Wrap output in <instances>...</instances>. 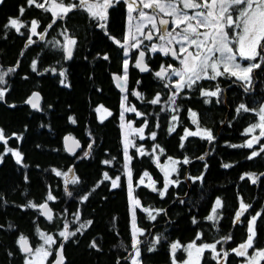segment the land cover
Returning <instances> with one entry per match:
<instances>
[{
  "label": "trees",
  "instance_id": "obj_1",
  "mask_svg": "<svg viewBox=\"0 0 264 264\" xmlns=\"http://www.w3.org/2000/svg\"><path fill=\"white\" fill-rule=\"evenodd\" d=\"M21 6L25 8L23 16L19 12ZM10 17H19L25 24L21 29L23 34L5 28ZM66 17V23L58 19L43 40L38 35L32 39L31 21H41L39 32H42L46 30V20L53 18L51 13L35 5L29 7L27 0L0 3V72L15 69L5 76L6 83L0 85L7 89L4 100L0 101V128L9 138L7 145L0 142V154L12 148L23 156L22 163L17 164L8 152L0 162V264H24L25 254L20 251L18 239L24 235L33 248L39 246L43 241L37 228L56 240L49 261H53L61 243L64 264H130V259L126 258L133 254L120 120L122 91L113 79L115 74L123 75L126 57L124 49L111 38L123 42L127 29L125 10L121 5L115 6L106 28L77 10ZM67 31L77 41L71 59L65 58L62 47L65 42L62 33ZM29 36L33 43H29ZM105 55L108 60L103 59ZM136 59L134 50L128 69L130 87L144 95L137 98L131 94L128 102L143 113L135 118L137 124L143 126L147 121L146 137L137 144H145L148 150L145 155L136 148L130 151L135 195L141 202L137 221L145 230L140 237L145 249L149 241L161 237L155 251H143L145 263L169 264L172 256L168 249L174 242L207 243L231 235V240L219 244L222 249H233L246 240L247 222L257 212L261 217L257 219L256 246L264 248V176L255 184L247 177L240 179L247 172L264 173V157L248 160L251 149L231 147L250 139L243 134L244 130L258 122L255 112L238 114L236 109L240 103L252 109L264 104V66L253 74L247 92L234 77H218L215 81L201 80L192 89L185 88L176 97V103L171 104L168 97L174 90L165 88V83L155 77L153 70L140 72L135 67ZM33 60L37 63L36 71L31 68ZM159 60L157 55L150 56L152 69L158 71L161 65L168 63L167 59L163 64ZM62 70H66L64 84L61 80L65 78L59 75ZM216 85L222 90L217 97L201 95V87L214 91ZM34 91H40L43 96L39 110L26 103ZM157 93L160 102L152 105L149 101ZM101 105L112 113L103 122L96 112ZM189 110L197 113L201 128L212 130L214 141L209 143L199 136L181 140L185 129L195 131L197 128L191 122ZM173 116L177 119L172 120ZM70 117L76 122L72 123ZM173 127L174 131H170ZM153 131L157 134L155 139L151 138ZM67 134L82 141L80 151L69 153L66 150L64 137ZM155 145H159L163 153L154 150ZM85 152L89 155L85 156ZM201 156L203 159H199ZM169 157L181 162L187 157L190 163L178 164V172L173 175L178 183L170 185L161 197L159 191L165 180L159 163ZM105 160L111 163L105 164ZM226 163L233 166L224 168ZM53 169L62 175L57 176ZM145 171L154 176L157 191H152L151 185L139 183ZM105 172L112 179L119 176L122 187L113 188L111 180H104ZM199 176L203 179H190ZM74 177L78 181L75 184L71 182ZM49 193L54 200H47ZM85 196L87 200L83 199ZM217 198L222 201L219 219L209 221L206 218L212 215ZM241 200L251 207L239 223H234ZM29 201L36 205L48 201L54 211L53 219L49 221L38 207H27ZM144 207L164 211L159 214L154 211L156 219L150 220L142 210ZM65 224L68 231H75L81 224L86 226L65 241L59 236ZM198 234L199 240L196 239ZM93 243L97 247H91ZM233 255H229L228 264H237L240 259ZM208 262L204 264H214Z\"/></svg>",
  "mask_w": 264,
  "mask_h": 264
},
{
  "label": "snow or ice",
  "instance_id": "obj_2",
  "mask_svg": "<svg viewBox=\"0 0 264 264\" xmlns=\"http://www.w3.org/2000/svg\"><path fill=\"white\" fill-rule=\"evenodd\" d=\"M114 2L119 3L120 0H76V2H74V0H43V2H38V0H27L29 7L35 5V7L41 8L46 12H51L53 16L52 24H55L57 19H63L74 10L83 9L93 19L105 22L100 24L101 28L107 27L108 9L114 6ZM0 3H3V0H0ZM124 3L127 5L128 12V35L124 37L123 42L114 37L111 38L115 44L124 49L123 54L125 57L129 56L130 48L139 49L145 40L152 42L155 38L159 43L153 42L150 45H146L145 48L147 51L152 53L159 52L164 56L170 55L173 59L179 61V68L171 64L167 66L161 65L160 69L154 73L155 77L161 80L172 81V77L178 78L171 84H164L165 88L172 87L175 89L172 95L168 97L171 104L176 103V97L180 95L185 88L192 89L201 80L215 81L218 77L226 76L229 79L234 77L236 81L241 82L245 86V91L247 92L251 87L255 70L262 69V66H264V0H124ZM145 9L150 10V12L145 11ZM19 12L20 16H23L25 8L21 6ZM134 12L137 13L135 17L133 16ZM52 24H49L48 27L51 28ZM38 25L39 22L37 20L31 21V35H37ZM24 27L25 24L19 17H10L8 23L5 25V28L15 29L17 33H21V29ZM133 28L135 30L134 32ZM62 35H64V33H62ZM139 37H142V39ZM28 39L29 43H33L31 36H29ZM65 41V44L62 46L65 58L71 59L77 41L67 35H65ZM56 43L59 44L60 42L57 41ZM145 56L146 51L141 50L135 61V67L141 72L150 71L145 63ZM103 59L108 60L109 57L105 55ZM31 68L33 71H36L37 63L35 60H33ZM128 69L129 60L125 59L122 65L123 75L113 76L117 87H119L122 92L127 90ZM14 71V68H9L5 72H0V85H4L6 83L5 76ZM52 71L55 72L56 70L52 69ZM59 75L65 78L61 80V83L64 84L66 80V70L60 71ZM139 83L140 82L137 81V84ZM6 91L7 89L0 88V101L4 100ZM221 91L219 85H216L214 91H209L202 87L200 88L201 95L205 97H217ZM131 94L137 98H142V93L133 91ZM40 99V94L38 92H33L31 97L26 100V103L31 105L32 108L39 110ZM125 101H127V96L122 99V111L120 112V120L122 122L121 128L127 130L124 132V168L127 170V189L131 204L133 206H140V200L133 196V177L132 171L129 169V162L132 158L128 156V150L129 147H135V145L128 137L131 133H138L139 138L143 140V133L147 126V121L144 122V126L139 128H134L131 122L127 124L123 123L125 120V112H134L137 116L143 115V113L138 112L135 107H126ZM159 102V93H157L155 98L149 101L152 105H156ZM207 102L206 100L205 103ZM102 111L107 113L108 116L112 115L103 105L96 108L97 113ZM236 112L238 114L241 112H255L258 117V122L250 124L244 130L243 134L250 136V139H247L241 145H231V147L251 149L250 154L247 156L248 160L264 157V142H262L264 141V104H261L258 109H252L245 103H240ZM189 113L192 124L197 125V128L195 131L185 129L184 136L181 140L183 141L188 137L199 136L201 139H206L209 143L214 141L215 136L212 130L199 126L197 113L191 110H189ZM69 119L72 120V123L76 122L74 118L70 117ZM176 119V116L172 117V120ZM101 122H103V118ZM257 130H259L258 134H254ZM170 131H174V127L170 128ZM13 135L15 136L16 134L14 133ZM156 135L155 131L151 132L152 139H155ZM8 139L9 138L5 136L4 130L0 128V142L7 145ZM68 141H72L76 147H79L78 141L71 136H67L65 137L66 148ZM88 147L91 148L92 145L89 144ZM181 147H183V143H181ZM155 149H159L161 153L164 151L159 145H155L154 150ZM68 150L73 151L71 148H68ZM137 151L141 155H145L141 149L137 148ZM8 152L12 153L17 164L22 163V153L12 148H6L5 152L0 154V162H2L4 156ZM84 155L88 156L89 153L85 152ZM168 159L169 164L161 166V170L164 172L165 176L163 190L159 191L161 197L165 195L170 185L178 183V181L169 179L171 173L178 172L176 166L180 163H190L187 157H185L182 162L171 157ZM199 159H203V156L199 157ZM104 163L110 164L111 161L105 160ZM232 166L233 165L227 163L223 165L224 168H230ZM53 171L56 172L57 176L62 175L61 172L55 169H53ZM260 176H264V173L258 175L255 172H247L244 173L240 179L243 180L247 177L255 184ZM144 177H148L151 181L149 173L145 171L140 178V184L144 183ZM190 179L202 180L203 177H190ZM104 180H111L113 188L122 187L119 176L112 179L108 173L105 172ZM71 182L75 184L78 181L74 177ZM151 186L152 191H157L154 181L151 182ZM69 195H71V193H69ZM54 199L55 197L49 193L47 200L51 201ZM83 199L87 200L88 197L85 196ZM27 207H38L43 210V215H45L49 221L53 219L47 203L36 205L32 201H29ZM221 207L222 201L220 198H217L212 208V215H209L206 219L209 221L218 220V210ZM250 207V204L241 200L239 210L235 214L234 223H239L241 217ZM142 210L148 214L150 220L156 219V215H153L154 211L157 214L164 211L163 209H151L149 207H144ZM260 217L261 213L257 212L248 220V235L246 240L239 244L238 247L231 250L236 256L243 258L242 264H260L261 261H264V248L256 246L257 219ZM193 222L195 223V221ZM91 223V220L87 222L88 225ZM85 226V224H81L75 231H68V225L65 224L64 230L59 232V236L67 241ZM36 231L40 233L43 243L35 248L29 245L26 236L20 235L18 239L20 251L25 254L24 264H45L48 257L53 255L52 245L56 244V240L52 235L41 232L39 228H37ZM144 233L145 230L136 224V212L134 207L132 213L131 243L133 254L126 258L131 259V264H142L140 259V246L143 242L139 237L143 236ZM160 239V236H156L154 240L149 241L147 251H155V246L160 242ZM196 239H200L199 234ZM231 239V235H227L216 240L214 243H201L199 245H197L194 240L187 246H182L179 242H174L171 244L173 254L172 264H177L175 253L180 248H183L187 253V259H185L182 264H201V259L205 251H211L212 259L217 260V264H219L218 258L221 256V253L217 251V244L221 243V241L227 242ZM90 246L93 248L97 247L95 243ZM250 249L252 250L251 254H249ZM63 251L64 245L61 243L56 249L55 259L51 264H64L65 257ZM9 255H11V253H9ZM228 256L229 253L225 251L223 253V258L227 260Z\"/></svg>",
  "mask_w": 264,
  "mask_h": 264
},
{
  "label": "rangeland",
  "instance_id": "obj_3",
  "mask_svg": "<svg viewBox=\"0 0 264 264\" xmlns=\"http://www.w3.org/2000/svg\"><path fill=\"white\" fill-rule=\"evenodd\" d=\"M145 11H149V10H147V9H145ZM150 12V11H149ZM133 16L135 17V16H137V13H133ZM134 23H135V21H134ZM135 30H134V28H133V32H134ZM37 35H38V37L40 38V37H43L44 36V33H41V32H39L38 30H37ZM126 35H128V23H127V29H126V33H125V36ZM138 35V34H137ZM124 36V37H125ZM140 39H142V37H139ZM159 43V41L158 40H153L152 42H150L149 43V45L151 44V43ZM176 47H178V46H176ZM146 49V48H145ZM138 51V49H135V48H130L129 49V56H127L125 59H128L129 60V62H130V59H131V53L133 52V51ZM140 50H142V48H140ZM139 50V51H140ZM147 50V49H146ZM139 51H138V53H139ZM147 52H150V51H147ZM150 53H152V52H150ZM124 59V60H125ZM169 64H171V65H173L174 67H177V68H179L180 67V65H179V61L178 60H174V61H168V63L165 65V66H167V65H169ZM222 70V69H221ZM178 78L177 77H172V81H167V80H163L162 82L163 83H169V84H171L172 82H174L175 80H177ZM163 83H162V85H163ZM171 88V90H174L175 91V89L174 88H172V87H170ZM127 92H125V94H123L122 96H121V102H122V99H123V97H125V96H127V94H126ZM144 94H142V96H143ZM125 106L126 107H135L136 108V106L135 105H133V104H129V102H128V98H127V101H125ZM136 110L138 111V112H140L137 108H136ZM121 111H122V108H121ZM109 112V111H108ZM99 114V117H100V119H104L106 116H108L107 115V113H105V112H100V113H98ZM131 114H133L134 115V117H130V115ZM124 115H125V120L123 121V123H125V124H127V123H129V122H131L132 124H133V127L134 128H139V127H141L140 125H138L137 124V121H136V119L135 118H139V117H141V116H137L136 115V113H134V112H125L124 113ZM122 123V122H121ZM144 126V125H143ZM145 130H146V127H145ZM125 131H127L126 129H122V133H123V145H124V132ZM143 135H144V138L146 137V134H145V131H144V133H143ZM129 139H131L132 141H133V143H134V145H135V147H129V150H128V156H130L131 157V154H130V151H131V149L132 148H139V149H141L144 153H146L148 150L146 149V146H145V144H143V143H139V144H137L138 143V140H141L140 138H139V134L138 133H131L130 135H129V137H128ZM174 159V158H173ZM176 160V159H175ZM167 164H169V159H167L165 162H160L159 163V165H160V167L161 166H163V165H167ZM177 167V169H178V165L176 166ZM129 169H130V162H129ZM131 170V169H130ZM125 171V175H126V178H127V170L125 169L124 170ZM132 171V170H131ZM163 172V171H162ZM163 174H164V172H163ZM173 175H174V173H171L170 174V176H169V179H171V180H174L173 179ZM149 176L151 177V181L149 180V178L148 177H144V185H151V182L152 181H154L155 182V184H156V181H155V178H154V176L152 175V174H150L149 173ZM115 179V178H114ZM128 179V178H127ZM164 180H165V176H164ZM140 181V180H139ZM164 183H165V181H164ZM163 190V189H162ZM129 196V195H128ZM133 196L134 197H136V198H138L136 195H135V185L133 184ZM129 203H130V208H131V224H132V213H133V208L135 207V212H136V224H137V226H139L138 225V221H137V210H138V208L139 207H141V205L140 206H133L132 204H131V200H130V197H129ZM140 227V226H139ZM139 239L141 240L142 238H140L139 237ZM197 244V243H196ZM197 245H199V243L197 244ZM218 251V250H217ZM218 252H220L221 253V256L218 258L219 259V264H226V260L223 258V253L225 252V249H222V250H219ZM251 249L249 250V254H251ZM48 259H49V257H48ZM47 259V261L45 262V264H51V261L52 260H48ZM185 259H187V253H186V256L184 257V259H183V261L185 260ZM182 261V262H183ZM182 262L180 263V264H182ZM263 261H261L260 262V264L262 263ZM177 264H179L178 262H177Z\"/></svg>",
  "mask_w": 264,
  "mask_h": 264
},
{
  "label": "flooded vegetation",
  "instance_id": "obj_4",
  "mask_svg": "<svg viewBox=\"0 0 264 264\" xmlns=\"http://www.w3.org/2000/svg\"><path fill=\"white\" fill-rule=\"evenodd\" d=\"M38 2H43V0H38ZM74 2H76V0H74ZM117 5H121V6H123V8H124V10H125V15H126V18H127V23H128V12H127V5L124 3V0H120V2L119 3H115L114 2V6L113 7H111V8H109L108 9V18H110V16H111V13H112V9L115 7V6H117ZM77 11L78 12H81L82 14H84V15H86L88 18H90V19H93L92 17H90L89 15H88V13L85 11V10H83V9H77ZM150 11V10H149ZM51 13V12H50ZM51 15H52V13H51ZM165 18H168V17H165ZM68 19V17H64L63 19H62V22L63 23H66V20ZM52 20H53V18H51L50 20H49V22L46 20V30H44V31H42L41 33H44V36L43 37H40V39L41 40H43L46 36H47V34H48V32H49V30L50 29H53V24H52ZM58 20V19H57ZM94 21H98V23L99 24H101V23H105L104 21H99V20H97V19H93ZM39 22V25H38V27H37V30L39 31L40 30V25H42V22L41 21H38ZM107 23V22H106ZM49 24H52V27L51 28H49L48 27V25ZM146 31V30H145ZM65 35H67V36H70V37H72L71 35H70V33H69V31H67L64 35H63V40L65 41ZM34 36H36V35H33L32 36V39L34 38ZM73 38V37H72ZM34 40H37V39H34ZM154 40H156L155 38H154ZM66 42V41H65ZM65 42H64V44H65ZM149 41H144L143 42V44L141 45V47L140 48H142V50H144V51H146V60H147V62L149 63V59H150V56L152 57V56H155V55H157V56H159L160 57V64H163L165 61H166V59L168 60V61H174L175 59H173L170 55L169 56H164L162 53H159V52H157V53H150V52H147V50L145 49V46L146 45H149ZM63 44V45H64ZM75 48H76V45L74 46V49H73V51L75 50ZM140 48L138 49V51L140 50ZM138 51H137V56H138ZM149 65H150V69H151V71L153 70L154 71V73H155V71H157V70H155V69H152V64L151 63H149ZM149 72V71H148ZM147 73V72H146ZM256 73V70H255V72H254V74ZM130 76H129V73H128V77H127V86H126V91H123L122 92V95L123 94H125V92H127L126 94H127V98L129 99L132 95H131V91H133L132 89H131V85H130ZM136 92H138L137 90H136ZM124 159H125V155H124ZM130 169H131V161H130ZM191 243V242H190ZM207 243H214V242H207ZM189 243H187L186 245H182V244H180V245H182V246H187ZM198 244V243H197ZM199 244H201V243H199ZM236 247H238V246H236ZM235 247V248H236ZM140 248H141V257H140V259H141V262H142V264H146L145 263V259H144V256H143V251H146V252H148L147 251V249H145V247L143 246V245H141L140 246ZM217 250L219 251V250H222V247L220 246V244H217ZM232 249H227V250H225V251H227L228 253H229V255H231V253H234V252H232L231 251ZM252 251V250H251ZM131 252V251H130ZM168 253L169 254H171V256H173V254H172V250H171V244L169 245V249H168ZM130 254V253H129ZM186 256V252L183 250V248H180V249H178L177 251H176V253H175V257H176V260H177V262L180 264L182 261H183V259H184V257ZM233 256H235V253H234V255ZM238 257V256H237ZM229 258H230V256H228L227 257V260H226V264H228V261H229ZM238 258H240L239 260H238V262H237V264H242V261H243V258L242 257H238ZM205 261H209V262H213L214 264H217V260H214V259H212V253H211V251H205V253H204V256H203V258L201 259V264H204L205 263ZM208 262V263H209ZM130 264H131V259H130ZM169 264H172V258H171V260H170V263Z\"/></svg>",
  "mask_w": 264,
  "mask_h": 264
},
{
  "label": "water",
  "instance_id": "obj_5",
  "mask_svg": "<svg viewBox=\"0 0 264 264\" xmlns=\"http://www.w3.org/2000/svg\"><path fill=\"white\" fill-rule=\"evenodd\" d=\"M140 51H141V50H140ZM137 57H138V56H137ZM145 63L147 64L148 68L150 69L151 67H150V65L148 64L147 60H146V56H145ZM140 72H141V71H140ZM146 72H148V71H146ZM146 72H142V73H146ZM115 75H119V74H115ZM121 76H122V75H121ZM115 82H116V81H115ZM126 86H127V84H126ZM34 92H38V93L40 94V97H41V99H40V106H41L42 99H43L42 93H41L40 91H34ZM32 93H33V92H32ZM32 93H31V95H32ZM31 95H30L29 97H31ZM29 97H28V98H29ZM28 98H27V99H28ZM28 105H29V104H28ZM30 106H31V105H30ZM67 136H71V137H73L76 141H78V142H79V147H76V146L72 143V141H68L67 148H66L65 137H67ZM65 137H64V146H65L66 150H67L69 153H76V152L80 151V150L83 148V143H82V141H80L79 139H77V138L74 137L73 135H71V134H67ZM68 148L73 149V151H69ZM44 203H47L49 209L51 210L52 216H54V211H53V208H52V206L50 205V203H49L48 201H45V202H43L42 204H44ZM41 212H42V214H43V210H42V209H41ZM44 216H45V215H44ZM45 217H46V216H45ZM46 218H47V217H46ZM28 241H29V239H28ZM29 245H30L31 247H33V246L31 245L30 241H29ZM63 254H64V252H63ZM54 259H55V258H54ZM54 259H53V260H54ZM64 261H65V260H64Z\"/></svg>",
  "mask_w": 264,
  "mask_h": 264
}]
</instances>
